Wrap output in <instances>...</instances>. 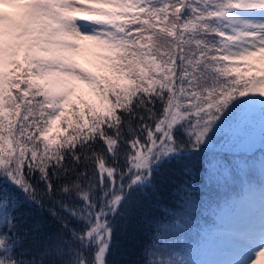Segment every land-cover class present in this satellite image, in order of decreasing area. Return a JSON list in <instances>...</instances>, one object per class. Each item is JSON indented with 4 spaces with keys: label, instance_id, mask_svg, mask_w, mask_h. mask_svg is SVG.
Here are the masks:
<instances>
[{
    "label": "snow or ice",
    "instance_id": "snow-or-ice-1",
    "mask_svg": "<svg viewBox=\"0 0 264 264\" xmlns=\"http://www.w3.org/2000/svg\"><path fill=\"white\" fill-rule=\"evenodd\" d=\"M257 136L264 0H0V264H197L219 234L201 224L187 242L201 182H238L206 210L243 217L205 264H254Z\"/></svg>",
    "mask_w": 264,
    "mask_h": 264
},
{
    "label": "trees",
    "instance_id": "trees-1",
    "mask_svg": "<svg viewBox=\"0 0 264 264\" xmlns=\"http://www.w3.org/2000/svg\"><path fill=\"white\" fill-rule=\"evenodd\" d=\"M82 95V94H78ZM83 96V95H82ZM85 98V97H84ZM216 147L218 150L225 149V142L222 137L217 138ZM249 156L252 158L254 164V172L253 178L260 182L261 180V170H260V160L264 158V148H262L261 143L259 141V137L255 143L253 144ZM197 166H200V161H197ZM193 170L195 171V166H193ZM201 178L203 179V173H200ZM238 182L232 183L228 186H217L211 183L201 182L197 185L196 189L193 192V207L190 209V220L193 225L192 229L186 234V239L188 244L195 247L199 242V232L198 226L201 224H207L212 227H216L218 229L219 234L212 241L211 249L212 252L218 251L219 247H222L226 241L230 240L228 236V232L232 229L241 226L243 223V217L238 215H229L225 217L224 222L220 225L215 224V217L210 215L207 212V208L211 204H218L222 201L229 199L237 190H238ZM166 207L163 202L153 204L150 212L152 215L157 217H162L166 213ZM33 215H38V210L33 212ZM147 229V225H145V230ZM144 232H141L143 235ZM225 241V242H224ZM210 255V254H209ZM208 255H202V257H206ZM199 256L195 257L198 258ZM112 259V257H109ZM119 259L129 260L132 259L130 256H124Z\"/></svg>",
    "mask_w": 264,
    "mask_h": 264
},
{
    "label": "rangeland",
    "instance_id": "rangeland-1",
    "mask_svg": "<svg viewBox=\"0 0 264 264\" xmlns=\"http://www.w3.org/2000/svg\"><path fill=\"white\" fill-rule=\"evenodd\" d=\"M79 60L80 63L86 67L89 68L90 70H95V65L98 63V61H96L95 56L92 52H85L83 54H81L79 56ZM77 88V94H82L85 99H89V100H94L95 98L91 95V92L89 89L86 88L85 85H81V84H76L75 85ZM232 245V242L230 241L228 246L230 247ZM225 253L226 252H220L217 253L216 255H212L210 257H208L207 260H205L204 258H199L197 261V264H205V262L208 261H222L223 259H225ZM254 264H264V256H260L258 258H256L254 260Z\"/></svg>",
    "mask_w": 264,
    "mask_h": 264
}]
</instances>
